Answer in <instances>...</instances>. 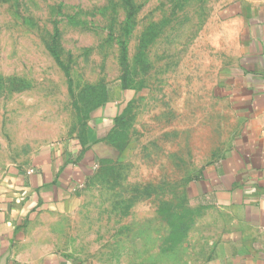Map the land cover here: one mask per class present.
Instances as JSON below:
<instances>
[{
    "label": "rangeland",
    "instance_id": "rangeland-1",
    "mask_svg": "<svg viewBox=\"0 0 264 264\" xmlns=\"http://www.w3.org/2000/svg\"><path fill=\"white\" fill-rule=\"evenodd\" d=\"M133 5L129 19L123 0H0V190L53 151L79 150L82 132L111 146L96 147L102 162L74 191L75 208L26 228L22 250L32 257L209 262L194 191L240 127L224 98L238 64L222 27L225 0ZM56 33L70 78L48 50Z\"/></svg>",
    "mask_w": 264,
    "mask_h": 264
},
{
    "label": "crops",
    "instance_id": "crops-1",
    "mask_svg": "<svg viewBox=\"0 0 264 264\" xmlns=\"http://www.w3.org/2000/svg\"><path fill=\"white\" fill-rule=\"evenodd\" d=\"M221 22L238 56L224 98L240 127L223 159L202 168L194 195L210 236L208 264H264V0H225ZM88 140L89 151L78 161L81 147L55 150L0 190V264H72L59 256L32 257L23 252L22 238L39 217L76 207L74 191L101 159L96 147H111L90 132ZM68 152L75 161L68 162Z\"/></svg>",
    "mask_w": 264,
    "mask_h": 264
},
{
    "label": "trees",
    "instance_id": "trees-1",
    "mask_svg": "<svg viewBox=\"0 0 264 264\" xmlns=\"http://www.w3.org/2000/svg\"><path fill=\"white\" fill-rule=\"evenodd\" d=\"M125 5L128 7V18L129 19H132L135 14H136V8L134 7L133 5V0H123ZM48 50L49 52L51 53V55L53 56V58L55 59L56 63L61 67L63 68V70L65 71L66 75L70 78V68L69 66L65 65L64 62L62 61L61 57H60V53L58 51V33H56L51 45H49L48 47ZM121 61H122V66H123V69H124V76L123 78L125 79L126 81V75H127V49L126 47L124 46V44H122V52H121ZM69 87H70V91L72 92V81L69 80ZM124 117H121L120 119H116L115 120V126H114V129L118 126V122L120 120H123ZM110 136V135H109ZM107 136L106 140L108 141V139H110V137ZM105 141V140H104ZM89 144V140H88V133L86 132H82L80 135H79V138H78V145L79 147H81L80 151H79V154L76 156V159L78 161V159H80V157L82 155H85L87 153V151H89V147H87ZM68 157H69V160L68 162H72V161H75L73 160L74 159V156L71 152H68L67 153ZM102 162V159H100L99 161V164ZM75 163V162H74ZM201 209V207L199 208Z\"/></svg>",
    "mask_w": 264,
    "mask_h": 264
},
{
    "label": "built area",
    "instance_id": "built-area-1",
    "mask_svg": "<svg viewBox=\"0 0 264 264\" xmlns=\"http://www.w3.org/2000/svg\"><path fill=\"white\" fill-rule=\"evenodd\" d=\"M97 168V166L95 167V169Z\"/></svg>",
    "mask_w": 264,
    "mask_h": 264
}]
</instances>
